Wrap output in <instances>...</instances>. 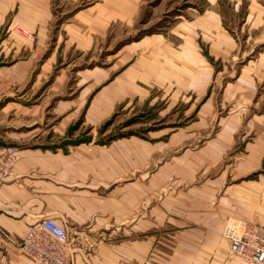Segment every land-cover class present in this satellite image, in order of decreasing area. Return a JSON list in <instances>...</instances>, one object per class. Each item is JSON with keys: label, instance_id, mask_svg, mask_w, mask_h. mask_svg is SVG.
<instances>
[{"label": "crops", "instance_id": "1", "mask_svg": "<svg viewBox=\"0 0 264 264\" xmlns=\"http://www.w3.org/2000/svg\"><path fill=\"white\" fill-rule=\"evenodd\" d=\"M203 1L193 17L133 41L130 56L117 52L113 72L68 70L70 52L50 48L53 0H0V129L6 144L21 143L0 183V264H36L19 243L45 218L67 230L72 264H142L157 225L219 232L227 220L264 223V49L244 63L223 0ZM225 1L235 12L246 3L255 25L241 30L264 32V0ZM94 14L106 24L104 11ZM67 26L74 48L69 34L92 28ZM130 103L162 104V128L95 141Z\"/></svg>", "mask_w": 264, "mask_h": 264}, {"label": "rangeland", "instance_id": "2", "mask_svg": "<svg viewBox=\"0 0 264 264\" xmlns=\"http://www.w3.org/2000/svg\"><path fill=\"white\" fill-rule=\"evenodd\" d=\"M231 3L223 0L220 8L224 14V25L233 32L239 46L237 52L245 58V63L246 59L256 56L258 51L264 49V43L259 47L256 43H251L264 42V32L249 33L241 30L242 25L245 27L255 23L246 18V3L240 6L239 12H235ZM53 5L55 11L51 26L50 48L57 47L62 54L70 52L67 56L70 60L68 70H73L72 68L80 64L83 67L108 70L112 67L113 72L115 66H119V62L116 64L115 60L117 52L123 51L125 57L130 56V44L133 41L143 35L164 33L176 20L191 18L207 7L203 0H53ZM98 7H101V10ZM95 11L99 14L104 11L107 25L103 23V17L101 24L99 23L100 18L94 14ZM257 19L259 20V17ZM260 19V26L264 28V16ZM74 20L77 23L80 20L85 24L90 21L92 24V28H89L90 32L77 31L75 34H69L75 39L78 48L76 46L74 48L70 42H64L69 39L68 31L64 28ZM80 47L84 49L81 50ZM162 108V104L152 105L149 108L147 105L137 107L132 103L121 106L97 129L94 140L104 142L129 132L147 137V130L162 128V120H164L160 114ZM179 109L176 108L177 112L172 116L173 124L184 116L181 107ZM227 111V107L223 108L221 115ZM74 131L76 127L71 128L69 133L72 134ZM84 133L89 131L81 132ZM4 138L9 137H6L4 130L0 129V147H21V143L6 144ZM62 143L65 144L66 141ZM158 195L157 201L160 199ZM231 221L233 220H227L219 232H208L206 226L199 224L157 225L155 241L153 243L151 240L148 244L149 257L146 255L142 264L147 262L150 264H241L239 263L241 260L232 253L228 241L223 236L224 228ZM140 233L139 239L144 240L146 235L143 233L146 232ZM144 246L147 250V242Z\"/></svg>", "mask_w": 264, "mask_h": 264}, {"label": "built area", "instance_id": "3", "mask_svg": "<svg viewBox=\"0 0 264 264\" xmlns=\"http://www.w3.org/2000/svg\"><path fill=\"white\" fill-rule=\"evenodd\" d=\"M35 46L39 44L36 36L19 27L15 28ZM4 98V88L0 83V102ZM20 148L0 147V183L7 180ZM19 243L20 250L36 264H72L68 254L72 241L67 230L50 218L30 225ZM230 250L246 264H264V223L233 220L223 231Z\"/></svg>", "mask_w": 264, "mask_h": 264}]
</instances>
